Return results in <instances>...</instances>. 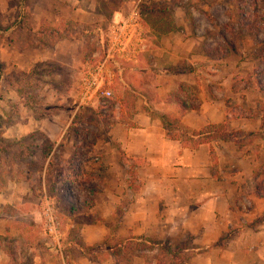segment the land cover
Listing matches in <instances>:
<instances>
[{
  "label": "rangeland",
  "instance_id": "rangeland-1",
  "mask_svg": "<svg viewBox=\"0 0 264 264\" xmlns=\"http://www.w3.org/2000/svg\"><path fill=\"white\" fill-rule=\"evenodd\" d=\"M75 7L91 10V22L61 18L62 10L68 15ZM134 11L139 13L147 48L136 57L133 53L114 51L110 58L114 73L113 98L98 107L80 105L76 91L88 63L95 66L107 57L111 40L115 38L114 30L130 19ZM177 20L187 21L205 39L212 59L226 57L233 47L247 60L249 65L239 70L243 73L234 76L232 91L252 89L258 93L259 90L263 94L261 100L256 94H251L250 105L245 99L239 102L228 99L226 122L209 125L210 134L202 138L207 142L232 141L245 155L249 142L261 140L263 131L253 138L231 125L233 119L264 114V0H0V62L3 65L0 73V232L9 223L8 232L0 234V252L9 255L10 264H32L36 251L48 253L52 248L59 249L48 231L51 216L58 222L63 251L72 254L73 264H193L190 251L181 253L184 261L179 263L166 247H153L143 241L125 243L129 236L120 234L118 225L109 227L112 233L109 245H117L114 251L90 246L82 237L84 225L98 215L92 212V207L84 205L90 201L84 188L91 183L104 187L109 184L104 154L95 147L108 138L116 116L131 115L140 89L150 97L147 110L151 115L163 117L168 133L190 139L181 130L184 125L178 123L179 115L173 114L170 118L153 109L158 103L148 79L153 71L149 66L142 70L136 66V60L144 56L151 43L158 45L162 35L177 27ZM241 62L237 63L240 67ZM226 65L222 68L218 63H211L201 67L210 76L223 77L228 72ZM209 84L217 85L214 81ZM191 104L198 105L196 101ZM43 119L56 123L46 134L36 130ZM52 145L53 156L49 162L44 154ZM77 157L84 161H75L77 171L83 169L78 174L76 168H71ZM212 157L213 170L217 173V153ZM128 164V177L124 180L117 172V180H124L136 190L140 185L137 164ZM258 175L256 195L259 189L264 193V168ZM69 176H75L79 184L69 182L71 192L67 201L63 199L64 185ZM83 181H86L84 185ZM129 201L127 197L125 202ZM244 201L245 210L253 207L250 198ZM76 203H81L84 209L77 207L73 211L69 204ZM119 214L116 210L114 217L118 218ZM36 219L41 222L37 223ZM260 223H264V214L253 224ZM151 239L169 243L174 249H190L192 245V241ZM120 242L125 247L119 248Z\"/></svg>",
  "mask_w": 264,
  "mask_h": 264
},
{
  "label": "crops",
  "instance_id": "crops-1",
  "mask_svg": "<svg viewBox=\"0 0 264 264\" xmlns=\"http://www.w3.org/2000/svg\"><path fill=\"white\" fill-rule=\"evenodd\" d=\"M60 16L88 23L93 12L75 7L68 15L62 10ZM176 25L162 35L158 45L151 43L147 54L136 60L138 69L149 66L153 71L148 78L158 102L153 109L170 118L173 114L181 115L184 127L201 131L209 125L226 122L228 99L237 102L245 99L250 105L251 94H256L261 100L263 94L259 90L258 93L252 89L232 91L234 76L243 73L239 70L243 71L244 65H249L238 51L232 47L226 57L212 59L206 49L207 42L187 21L177 20ZM211 63L222 68L228 63V72L223 77L210 76L201 66ZM187 66L194 70H185ZM212 81L217 85L210 86ZM227 82L232 89L226 86ZM139 91L131 115L116 116L108 138L95 147L104 154L109 184L103 193L95 196L96 204L91 210L98 215L84 225V241L90 246H102L112 235L109 227L118 225V232L124 236L145 235L179 243L192 241L189 251L193 264H264V223L253 224L264 214V193L258 196L255 191L256 176L264 168V136L261 140H251L245 155L232 141L222 139L197 147L184 146L181 140L168 135L163 117L151 115L146 107L150 97L145 90ZM178 99L188 104L196 101L199 108L181 113ZM52 125H56L55 121L43 119L36 130L48 133ZM231 126L254 138L256 133L264 134V114L233 119ZM212 147L218 156L217 173L213 170ZM130 162L137 164L140 185L136 190L124 181ZM117 172L124 180H117ZM127 197H130L128 203ZM247 197L253 207L245 210ZM116 210L121 213L118 218L114 217ZM6 224L8 227V221ZM7 227L0 234H6ZM54 240L59 249L52 248L48 253L36 251L32 264H73L72 254L63 251L60 232ZM0 264H10L8 254L0 252Z\"/></svg>",
  "mask_w": 264,
  "mask_h": 264
},
{
  "label": "built area",
  "instance_id": "built-area-1",
  "mask_svg": "<svg viewBox=\"0 0 264 264\" xmlns=\"http://www.w3.org/2000/svg\"><path fill=\"white\" fill-rule=\"evenodd\" d=\"M138 19L139 13L134 11L130 19L124 20L114 30L116 33L115 38L111 40L107 57L95 66H90L88 63L87 71L76 91V98L80 105L86 104L98 107L99 104H105V101L113 98L112 75L114 76V73L110 66V58L114 51L119 54L133 53L136 57L140 51L147 48L142 25ZM124 40L127 42H124ZM50 219L48 231L50 235L56 237L59 234L58 222L53 216Z\"/></svg>",
  "mask_w": 264,
  "mask_h": 264
},
{
  "label": "trees",
  "instance_id": "trees-1",
  "mask_svg": "<svg viewBox=\"0 0 264 264\" xmlns=\"http://www.w3.org/2000/svg\"><path fill=\"white\" fill-rule=\"evenodd\" d=\"M176 27L174 26L173 28H172V30L173 29H175ZM185 70H188V71H193L194 69L192 68V67H188V68H185ZM2 71H3V65H2V63L0 62V73H2ZM260 88H262V87H260ZM263 90V89H262ZM178 102H179V104H180V109H181V113H184V112H186V111H188V110H196V109H198L199 108V106L198 105H193V104H188L187 102H185L183 99H178ZM178 123L180 124V125H182V123H181V115H179V117H178ZM165 124V123H164ZM168 130V129H167ZM181 130H182V132L184 131V133L186 134V135H188L189 137H190V139H187L184 135H177V134H175V135H171V134H169L168 133V135L171 137V138H173V139H176V140H181L182 141V143H183V145L184 146H188V147H197L199 144H201V143H205V142H207V140H205V139H202V138H204V136L205 135H208V134H210V131H207V128L206 129H203V130H201V131H195V130H190V129H187L186 127H183V128H181ZM186 131H188V132H186ZM92 147V146H91ZM52 150H53V145H52V148H50L49 150H48V152H46L44 155H45V160H48L49 158H50V155L52 154ZM212 154L214 155L215 154V151H214V149H213V147H212ZM76 160H79L81 163L83 162L84 163V161H82L80 158H75V159H73V161H72V165H71V168H76L75 170L77 171V165L75 164V161ZM52 161V158H51V160H50V162ZM102 171H104L103 170V168H102ZM81 172H83V169L81 170V169H79L78 171H77V174L78 173H81ZM69 182H74L75 184H79L78 182H77V180L75 179V176H69L67 179H66V181H65V183H66V185H64V189H65V191H64V200H67L68 201V199H67V195H68V192H71V186L69 185V184H71V183H69ZM84 183H86V181H83L82 182V185H84ZM85 190H86V194L89 196V198H90V201H88L87 203H85L84 205H86L87 207H93L95 204H96V200H95V196L97 195V194H100V193H103L104 191H105V187H104V185L102 186V185H100V186H98V185H96V184H92L91 183V185L90 186H87L86 188H84ZM257 194L259 195V196H261L262 195V192L260 191V189L257 191ZM71 207H72V210L73 211H75L76 209H77V207H78V209L79 210H83L84 209V207L81 205V203H76V204H73V205H71V204H69ZM128 241H137V242H141V241H143V242H147V243H149V244H151V246H153V247H159L160 246V248H164V247H166L167 248V250L174 256V258H176L177 260H178V262L179 263H182L183 261H184V257H182V255H181V253H183V252H186V251H189V249H185L184 247H181V248H171V244H169V243H165V242H163V241H157V240H153V239H151V237H148V236H140V235H138V236H136V235H133V236H130V237H128V238H126L125 239V243L126 242H128ZM124 243V244H125ZM110 243L107 241L105 244H103L102 246L100 245H98V246H96V248H111V250L112 251H114L115 249H116V247H117V245H109ZM124 244H122V242H120L119 243V248H121V247H125V245ZM168 246V247H167ZM188 264V263H187Z\"/></svg>",
  "mask_w": 264,
  "mask_h": 264
}]
</instances>
